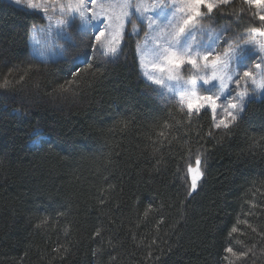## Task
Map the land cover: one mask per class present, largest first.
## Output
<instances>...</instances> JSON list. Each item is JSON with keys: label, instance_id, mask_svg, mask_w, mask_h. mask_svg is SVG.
Segmentation results:
<instances>
[{"label": "trees", "instance_id": "obj_1", "mask_svg": "<svg viewBox=\"0 0 264 264\" xmlns=\"http://www.w3.org/2000/svg\"><path fill=\"white\" fill-rule=\"evenodd\" d=\"M42 16L0 0V264H264V97L230 129L189 122L143 78L134 36L115 64L42 60ZM213 20L261 27L241 0Z\"/></svg>", "mask_w": 264, "mask_h": 264}, {"label": "snow or ice", "instance_id": "obj_2", "mask_svg": "<svg viewBox=\"0 0 264 264\" xmlns=\"http://www.w3.org/2000/svg\"><path fill=\"white\" fill-rule=\"evenodd\" d=\"M244 2L260 10L256 18L261 27H249L244 32L225 36L227 28L215 32L212 28H205L202 21L213 19V11H221V6L228 5L230 0H153L152 3H146V0H12L27 11L43 13L42 18L49 21L50 9L53 12L58 10L61 16H70L69 20L56 21L59 31L53 29L51 23L39 27L38 30L45 34L44 41L36 38L37 26L32 25L29 39L47 44L53 39V32L56 36H67L65 26L75 27L86 38L83 55L87 68L93 67V62L87 59L89 53L93 61L117 63L125 32L139 36L143 31L144 46L138 43L136 48L139 63L142 68L153 70L145 71L143 75L161 90L179 94L178 106L189 122L201 111H210L216 129H230L236 125L244 118L247 105L257 93L264 95V0ZM205 33L214 39L211 42L197 41V35ZM213 56L215 59L209 63V57ZM186 65L194 70L188 71V79L178 72ZM8 84L9 81L5 80L0 87ZM153 91L160 94L157 89ZM37 141L40 145L47 143L34 135L33 142ZM194 165H186L189 195L197 191L198 182L204 175L199 153ZM243 223L248 222L244 220ZM238 231L235 226L231 228V233ZM100 234L97 231L95 236ZM225 251L238 259L248 255L245 251L237 254L232 247Z\"/></svg>", "mask_w": 264, "mask_h": 264}, {"label": "rangeland", "instance_id": "obj_3", "mask_svg": "<svg viewBox=\"0 0 264 264\" xmlns=\"http://www.w3.org/2000/svg\"><path fill=\"white\" fill-rule=\"evenodd\" d=\"M5 1L15 5L14 3H12V0H5ZM234 1L235 0H230V3L228 5H226V6L222 5L221 8L229 6ZM241 1L244 2V0H241ZM37 2H39V0H37ZM152 2H153V0H146V3H152ZM246 6L250 10H253L254 14H257V12L260 11V10L256 9L254 6L250 7L247 4H246ZM202 11H203V8H202ZM215 12H216V10L213 11L212 16L214 15ZM37 13H40L43 15V13H41V12H37ZM48 15L51 16V21H49L46 17H44L45 25H48L49 23H51L53 29H55L56 31H59V29H56V21L58 19H64V20L70 19V16H61L59 14L58 10L56 12H53L50 9ZM202 23L205 26V28H212L215 32H220L222 29L227 28L228 30L225 32V36L234 35L235 33H240V32H244L247 30V28L246 29L242 28V27L237 28L235 25L230 24V23L223 24V25H216L215 21L213 19H211V20L205 19L204 21H202ZM45 25H43V26H45ZM39 27H41V26H39ZM39 27L37 26V30L35 32L36 38L40 41H44L45 40V34L41 33L38 30ZM141 27H143V26H141ZM64 31L67 33V36H64V35L56 36L55 32H53V39H51L47 44L34 43L32 40H30L32 53L35 56H37L39 59L47 60V61L57 60V59H62V58H68L73 63H84L83 53L86 50L83 49V43L86 41V38L82 37L81 34L78 32V30L75 27L65 26ZM127 35L131 36L132 34H129L127 31L125 32L124 38L119 45V51H120L119 60L123 58L122 48H123V44H124V39ZM132 36H134L136 38V48H137L138 43L142 47L144 46L145 36H144L143 31L141 32V34L139 36H136V35H132ZM213 39H214V37H212L208 33H205L204 35H199V34L197 35V41L207 40V41L211 42ZM221 45H223V40H221ZM217 50L219 51V49H217ZM41 52L43 53L42 56L40 55ZM137 56H138V60H139L140 57H139L138 53H137ZM87 59L88 60L92 59V56L90 53L87 56ZM214 59H215L214 56L209 57L208 62L211 63ZM199 63L203 64L204 61H199ZM139 67H140L141 74H142L143 78L147 81V83L153 89H157L160 92V94H157V92H153V93H155L156 95H159L163 101H176V102L179 101V94L169 93V92H167V90H161L160 86L154 85L151 81L147 80V78L143 75V73L145 71H149V72L153 71L150 67L147 69L142 68L140 66V63H139ZM262 67H264V66H262ZM189 70H191V69H189V66L186 65L184 68L179 69L178 72H179V75H181L184 79H188V71ZM191 71H194V70H191ZM156 74L158 76L160 75L159 73H156ZM258 79H259V77H258ZM171 83L174 84L175 81H173ZM229 87L231 88L232 85H229ZM262 97H264V95L257 93L255 99H260ZM218 103H220V101H218ZM219 115H220V113H219V109H218L217 119H219ZM193 166H195V165H193ZM186 175H187V169H186ZM189 182H190V180H189Z\"/></svg>", "mask_w": 264, "mask_h": 264}]
</instances>
